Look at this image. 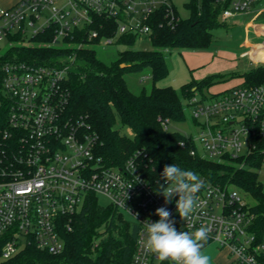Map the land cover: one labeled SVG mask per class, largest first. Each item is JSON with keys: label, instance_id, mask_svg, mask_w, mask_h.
Returning a JSON list of instances; mask_svg holds the SVG:
<instances>
[{"label": "built area", "instance_id": "1", "mask_svg": "<svg viewBox=\"0 0 264 264\" xmlns=\"http://www.w3.org/2000/svg\"><path fill=\"white\" fill-rule=\"evenodd\" d=\"M209 2L221 8L219 21L224 24L238 15L264 13V0ZM161 18L172 28L181 19L174 0H19L0 9V43L7 41L9 48L28 46L42 35L41 46L61 53L48 64L8 60L2 67L0 109L6 113L0 122V261H9L30 246L61 254L63 233L72 230L75 215L90 196L97 201L103 196L106 207L137 227L131 264L164 262L141 243L147 221H157L155 210L162 206L172 213L177 231L209 228L205 247L217 244L226 254L222 264H264V229L256 225V204L245 201L247 193L201 176L205 184L198 193V207L184 221L176 211L178 197L165 204L157 192L160 187L150 183L136 155L123 165L106 163L98 152L97 136L61 110L81 52L113 45L130 48L120 42L129 38L135 43L152 41ZM259 31L264 36L263 26ZM247 54L250 64L264 67ZM183 104L197 131L184 136L195 147L192 156L240 167L259 156L261 167L254 170L264 169V81H244L210 95L196 93ZM170 123L166 120L165 127Z\"/></svg>", "mask_w": 264, "mask_h": 264}, {"label": "trees", "instance_id": "2", "mask_svg": "<svg viewBox=\"0 0 264 264\" xmlns=\"http://www.w3.org/2000/svg\"><path fill=\"white\" fill-rule=\"evenodd\" d=\"M190 15L180 19L175 27L161 18L152 37L154 50L140 51L131 48L135 39H123L130 48L118 52L117 58L106 62L96 51H83L78 65L70 73L66 89L67 101L62 103L64 117L83 122L98 138V152L108 164L123 165L131 156L155 187L163 183L161 172L165 165L176 164L192 170L206 180L231 184L252 196L256 201V225L264 229V186L254 170L261 167V157L249 159L247 167L236 162H213L192 156L195 148L184 135L170 131L164 122H186L188 115L184 99L220 83L218 76L192 80L179 90L158 88L156 82L170 72L165 50L169 48L204 49L213 41V30L224 26L219 21L221 8L209 0H193L187 5ZM44 36L35 38L32 45H16L0 51V98H2V67L8 60L48 64L61 55L57 48L39 43ZM11 40H18L12 37ZM124 65V67H122ZM145 68L152 71L153 87L139 94L131 92L124 76ZM246 84L264 81V67L243 74ZM6 109H0V122L5 120ZM1 127V124H0ZM185 141V146L181 142ZM65 249L51 255L30 246L9 261L0 264H131L136 248L137 227L111 207L100 205L90 196L82 211L75 215L71 231H64ZM161 264H171L164 261Z\"/></svg>", "mask_w": 264, "mask_h": 264}, {"label": "rangeland", "instance_id": "3", "mask_svg": "<svg viewBox=\"0 0 264 264\" xmlns=\"http://www.w3.org/2000/svg\"><path fill=\"white\" fill-rule=\"evenodd\" d=\"M17 1L0 0V9L10 8ZM187 3H191V0H174L182 19H186L190 15L185 5ZM259 26L264 27V13L254 12L248 15H238L228 20L224 26L213 30V41L207 48L197 50L187 48L166 49L165 57L170 72L167 77L156 82V87H171L179 90L192 80L218 76L222 81L204 90V94L210 95L243 83L245 81L243 74L256 68L254 63L250 64L248 51L254 61H262L260 65L264 66V44H261L264 43V36L260 33ZM8 48L7 41L0 43L1 52H5ZM128 48L123 45H113L97 48L96 52L100 59L110 62L117 58L118 52ZM131 48L140 51L154 50L150 39L137 40ZM124 79L129 90L135 94H139L144 89L150 91L153 87L150 68L126 74ZM169 130L184 136L197 132L189 119L181 123L171 122ZM257 174L258 180L264 186V169ZM243 197L250 205L256 204L252 196L243 194ZM98 203L105 206L108 201L105 197L99 196ZM204 250L211 256L212 264H222L226 261L225 252L221 251L217 244L209 243Z\"/></svg>", "mask_w": 264, "mask_h": 264}, {"label": "clouds", "instance_id": "4", "mask_svg": "<svg viewBox=\"0 0 264 264\" xmlns=\"http://www.w3.org/2000/svg\"><path fill=\"white\" fill-rule=\"evenodd\" d=\"M160 175L163 183L157 192L163 195L165 204L178 197L176 211L187 221L198 207V193L205 182L198 173L176 164L165 165ZM155 215L159 219L147 221L145 225L146 239L141 243L146 251L171 264H212L211 256L204 250L209 240V228L200 226L195 231H177L172 213L163 206L155 210Z\"/></svg>", "mask_w": 264, "mask_h": 264}, {"label": "crops", "instance_id": "5", "mask_svg": "<svg viewBox=\"0 0 264 264\" xmlns=\"http://www.w3.org/2000/svg\"><path fill=\"white\" fill-rule=\"evenodd\" d=\"M18 1H19V0H18ZM18 1H17V2H18ZM17 2H16V3H17ZM16 3H15V4H16ZM15 4H13V5H15ZM13 5H12V6H13ZM12 6H11V7H12ZM255 45H256V44H255ZM257 45H258V44H257Z\"/></svg>", "mask_w": 264, "mask_h": 264}, {"label": "water", "instance_id": "6", "mask_svg": "<svg viewBox=\"0 0 264 264\" xmlns=\"http://www.w3.org/2000/svg\"><path fill=\"white\" fill-rule=\"evenodd\" d=\"M122 67H124V65H122Z\"/></svg>", "mask_w": 264, "mask_h": 264}]
</instances>
